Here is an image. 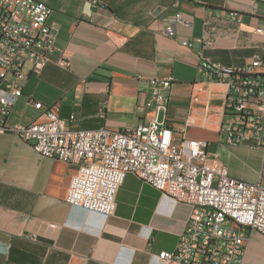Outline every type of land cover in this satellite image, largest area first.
Wrapping results in <instances>:
<instances>
[{"label": "crops", "instance_id": "crops-1", "mask_svg": "<svg viewBox=\"0 0 264 264\" xmlns=\"http://www.w3.org/2000/svg\"><path fill=\"white\" fill-rule=\"evenodd\" d=\"M41 1L52 10L55 51L40 73L26 66L8 121L31 123L40 102L57 105L62 118L74 112L81 129H124L151 115L137 108L147 99L146 78L170 76L159 119L174 137L206 141L208 157L216 155L232 177L264 185V149L221 139L226 87L197 69L201 59L241 66L263 47L254 30L264 29V0ZM177 12L192 24H177L170 38L165 20ZM59 56L69 67L55 62ZM76 171L0 133V264H162L156 255L174 249L191 208L128 173L112 215L88 211L65 200ZM240 264H264V237L254 230Z\"/></svg>", "mask_w": 264, "mask_h": 264}, {"label": "built area", "instance_id": "built-area-1", "mask_svg": "<svg viewBox=\"0 0 264 264\" xmlns=\"http://www.w3.org/2000/svg\"><path fill=\"white\" fill-rule=\"evenodd\" d=\"M51 11L41 0H0V133L29 143L41 157L77 165L65 196L70 205L112 215L117 191L128 173L188 205L191 210L174 249L156 255L160 263L240 264L247 230L264 237V185L232 177L216 155L208 157L206 141L174 137V131L159 119L168 105L172 77L146 78L147 99L137 108L150 110L151 115L124 129H81L74 112L62 118L57 105L40 102L34 103L40 115L31 123L8 121L21 94L18 81L27 76L26 66L40 73L52 61L55 32L47 22ZM177 24L191 27L192 22L177 12L166 18L164 34L174 38ZM254 32L262 36L263 47L244 65L201 59L197 69L203 79L226 87L221 139L264 149V29ZM201 41L182 39L181 44ZM55 62L66 68L70 64L63 56Z\"/></svg>", "mask_w": 264, "mask_h": 264}]
</instances>
